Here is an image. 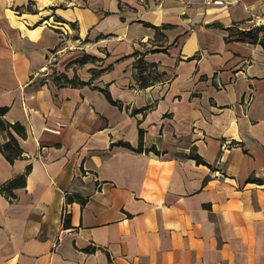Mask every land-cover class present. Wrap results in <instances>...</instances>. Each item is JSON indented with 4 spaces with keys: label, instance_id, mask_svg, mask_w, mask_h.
Here are the masks:
<instances>
[{
    "label": "crops",
    "instance_id": "1",
    "mask_svg": "<svg viewBox=\"0 0 264 264\" xmlns=\"http://www.w3.org/2000/svg\"><path fill=\"white\" fill-rule=\"evenodd\" d=\"M262 25L264 0H0L26 128L0 187L30 165L0 264H264V29L240 33Z\"/></svg>",
    "mask_w": 264,
    "mask_h": 264
},
{
    "label": "trees",
    "instance_id": "2",
    "mask_svg": "<svg viewBox=\"0 0 264 264\" xmlns=\"http://www.w3.org/2000/svg\"><path fill=\"white\" fill-rule=\"evenodd\" d=\"M264 29V25L262 26H258V27H254V28H250L246 31H240V33H242V37H251V38H255V33L257 31H260ZM66 81L69 82H74L73 79H67ZM84 82V81H83ZM86 83V82H84ZM101 90L103 91V93L106 95V98L114 105H117L119 108H122V104L120 101L115 100L112 98L111 94H109L108 90L101 88ZM8 110L7 106H0V131L3 133L4 135V141L2 143H0V152L6 157V159L10 162H13L16 158H19L22 156V149L20 147L19 144V140L18 137L23 138L26 135V128L25 125H22L21 123H19L18 121H7L5 119V114L7 113L6 111ZM139 136L140 139H142V130L139 129ZM122 144L127 145L129 147H131L127 142H123ZM141 146L138 145L139 149ZM195 160L197 162H203V163H207L205 161H203L201 159V157L199 155H195ZM26 172H24V174L20 175L18 178L15 179H11L7 185H3L0 187V189L8 196L11 198V192H10V186H14L17 184H23L24 183V178L26 173H28V171L30 170V165H27L26 167ZM264 179V178H263ZM80 203L82 204L84 202V199L80 196H75ZM72 198H74L73 196H69L68 199L72 200ZM86 250H91L90 247L85 248Z\"/></svg>",
    "mask_w": 264,
    "mask_h": 264
},
{
    "label": "built area",
    "instance_id": "3",
    "mask_svg": "<svg viewBox=\"0 0 264 264\" xmlns=\"http://www.w3.org/2000/svg\"><path fill=\"white\" fill-rule=\"evenodd\" d=\"M240 0H202L203 3L205 4H210V5H221L225 7H232L233 4L238 3Z\"/></svg>",
    "mask_w": 264,
    "mask_h": 264
},
{
    "label": "rangeland",
    "instance_id": "4",
    "mask_svg": "<svg viewBox=\"0 0 264 264\" xmlns=\"http://www.w3.org/2000/svg\"><path fill=\"white\" fill-rule=\"evenodd\" d=\"M76 65V64H75ZM95 70H97V68H94ZM94 73L96 72V71H93Z\"/></svg>",
    "mask_w": 264,
    "mask_h": 264
}]
</instances>
